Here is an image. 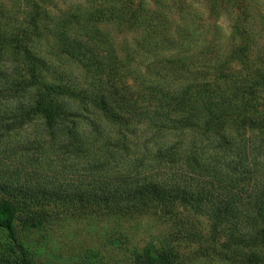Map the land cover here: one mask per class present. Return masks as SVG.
Here are the masks:
<instances>
[{"label": "trees", "instance_id": "16d2710c", "mask_svg": "<svg viewBox=\"0 0 264 264\" xmlns=\"http://www.w3.org/2000/svg\"><path fill=\"white\" fill-rule=\"evenodd\" d=\"M118 1L54 23L32 0L21 19H0V130L37 124L41 141L57 138L65 153L84 157L75 180L28 173L23 161L0 169V264H40L24 237L93 214L158 221L132 264H264V44L252 50L251 6L239 4V35L223 60L208 47L202 58L181 50L155 56L164 71H141L124 62L103 22L140 27L146 53L191 40L166 36L156 8ZM235 59L242 66L228 64ZM141 124L148 140L129 152ZM83 264H103L99 251Z\"/></svg>", "mask_w": 264, "mask_h": 264}, {"label": "rangeland", "instance_id": "374dc122", "mask_svg": "<svg viewBox=\"0 0 264 264\" xmlns=\"http://www.w3.org/2000/svg\"><path fill=\"white\" fill-rule=\"evenodd\" d=\"M19 1L23 4L20 5ZM32 0H0V19L5 21L6 16L21 19L24 9L28 8ZM48 11V18L56 23L60 20L75 19L85 9L106 8L112 4L119 6L118 0H41ZM144 4L157 9L154 20L168 25L169 33L175 38L189 39L190 45L182 48L178 43L176 49L157 48L154 45L148 53L143 52L141 40L144 31L140 27L127 23L103 22L102 27L113 37L117 43L120 55L130 68L164 71L166 65L159 63L163 54H174L187 50L183 56L200 57L205 48H210V55L222 57L235 43L234 34L239 35V26L236 21L239 4H249L251 14L248 28L254 39V52L264 44V0H134L133 6ZM155 14V13H154ZM50 21V22H51ZM237 29H239L237 31ZM180 32V35L177 34ZM160 36V35H159ZM179 39V40H180ZM40 45L43 53L47 54L50 64H59L53 48ZM160 53V54H159ZM253 54V51L252 53ZM64 56V55H63ZM203 55L201 56V58ZM155 59V60H154ZM216 59H212V61ZM200 62V60L198 61ZM231 67L242 66L239 59L228 60ZM69 69L77 71L79 66L69 61L64 62ZM0 64H3L0 62ZM58 66V65H57ZM0 92V98L5 97ZM0 99V103L2 102ZM137 138L127 144L130 151H141L143 141L148 140L150 132L146 131L145 124H141L136 132ZM169 136V135H167ZM37 124H24L12 130H0V169L4 166L16 167L23 163L26 170L31 173L39 172L47 179L59 180L81 179V164L84 157L81 152H64L56 144V139H40ZM40 141L43 146L36 149L31 142ZM137 142L141 144H137ZM29 143L32 147H29ZM149 147V145H148ZM29 157V163L25 160ZM36 175L35 176H39ZM51 177V178H50ZM160 224L152 217H145L137 224L129 223L123 219L104 215L69 216L62 223H57L46 231H38L24 237V242L31 250L40 264H83L91 249L99 251L103 264H132L131 253L134 248H141L146 242L155 240L160 232ZM5 240V232L0 230V243ZM186 264H224L217 261L193 260Z\"/></svg>", "mask_w": 264, "mask_h": 264}]
</instances>
